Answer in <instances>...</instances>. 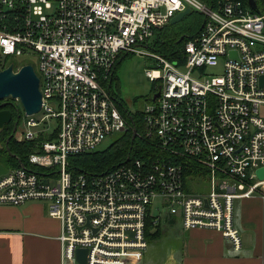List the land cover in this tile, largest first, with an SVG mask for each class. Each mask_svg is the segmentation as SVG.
Listing matches in <instances>:
<instances>
[{
    "label": "built area",
    "instance_id": "1",
    "mask_svg": "<svg viewBox=\"0 0 264 264\" xmlns=\"http://www.w3.org/2000/svg\"><path fill=\"white\" fill-rule=\"evenodd\" d=\"M253 2L254 10L232 0H0V71L35 66L40 94L39 111L14 138L36 151L0 176V205L46 202L60 264H77L78 249L84 264L138 263L145 222L159 220L152 209L239 249L233 201L264 189L255 177L264 167V0ZM185 9L203 23L180 61L142 49ZM123 54L155 62L145 77L158 96L140 111L138 132L103 88ZM217 67L218 75L201 72ZM133 129L148 146L141 155L100 174L68 170L69 156ZM204 180L208 190L195 192Z\"/></svg>",
    "mask_w": 264,
    "mask_h": 264
},
{
    "label": "crops",
    "instance_id": "2",
    "mask_svg": "<svg viewBox=\"0 0 264 264\" xmlns=\"http://www.w3.org/2000/svg\"><path fill=\"white\" fill-rule=\"evenodd\" d=\"M46 205H0V264H60L59 225L48 217ZM233 224L240 237L238 250L217 232L183 230L180 222L169 226L172 246L164 255L165 264H264L263 188L233 201ZM145 250L136 264H143Z\"/></svg>",
    "mask_w": 264,
    "mask_h": 264
},
{
    "label": "trees",
    "instance_id": "3",
    "mask_svg": "<svg viewBox=\"0 0 264 264\" xmlns=\"http://www.w3.org/2000/svg\"><path fill=\"white\" fill-rule=\"evenodd\" d=\"M199 1L211 7H213V4L216 2V0ZM232 1L239 2L243 7L247 6V0ZM188 15L189 14H187L186 16ZM192 17L193 21L197 22V27L195 31L191 32L188 36L180 34L175 29L176 26L174 27L169 24H166L162 28L155 30L153 33L154 38L152 40L153 52L162 56L168 61H180L183 44L187 39L194 37L198 33L199 28L203 23L202 16L198 17L194 15ZM107 84L109 87V83ZM111 98L114 100L113 96H111ZM114 102L119 114L123 117V119L129 122L127 116H130V120L133 123V127L138 132L141 124L140 112L131 114L126 110L122 103L118 102L117 100H114ZM5 106H8V104H5ZM3 127H5V125ZM8 128L10 132L11 126H9ZM2 130L0 131V163L8 169L18 167L19 163H24L25 165H23L27 166V156L30 153L36 151L33 148V143L15 142L14 140H9L8 143L5 144L7 134H3ZM147 149V144L144 143L142 140L134 137V139L131 141L130 132L124 133L123 135H120L119 138L115 140L104 151H94L87 154L69 156L67 159L68 170L73 174H100L113 169L118 164L123 163L127 156L130 157L132 155H141L143 153L142 151ZM38 173L40 174V172ZM145 224L146 225L144 236L146 243H149L150 241H153L154 239L160 237L158 224L152 225L149 219L146 220Z\"/></svg>",
    "mask_w": 264,
    "mask_h": 264
},
{
    "label": "rangeland",
    "instance_id": "4",
    "mask_svg": "<svg viewBox=\"0 0 264 264\" xmlns=\"http://www.w3.org/2000/svg\"><path fill=\"white\" fill-rule=\"evenodd\" d=\"M188 16H185L180 22L172 25L176 26L175 29L182 35L188 36L191 32L195 31L197 27V22L193 21L194 15H198V13L190 11ZM197 17V18H198ZM199 19V18H198ZM154 38V37H153ZM150 39L147 47H142V49L149 53H154L152 50V40ZM9 63H13L14 66L20 65L15 59L7 58L6 65ZM24 63H29L28 60H24ZM32 64V63H31ZM155 68V62L150 57L139 56L136 54H123L118 58V61L114 65L113 74L109 83L103 85L104 89H108L110 96H113L114 100L122 103L128 112L131 114L139 113L143 106L147 102V97L152 90V85L145 77V71L148 69ZM33 70L36 73L35 66H33ZM184 72V70H180ZM199 71H196L192 74L194 79L198 78ZM204 75H218L220 69L217 67L215 69L212 68H204L201 71ZM10 102V106L14 107V109L21 116V123L25 120V115L23 109L17 100H8ZM260 115L264 117V110L259 111ZM19 131H21V124L19 127ZM120 136V133H114L106 138H104L98 146L94 149V151H104L106 150L115 140H117ZM17 142L16 139H13ZM202 187L195 189V192H206L208 190V184L206 180L202 181ZM188 190V189H187ZM154 205H157L154 203ZM152 214L159 217L158 220V229L160 235H162L161 239L158 241H150L145 250V258L143 260V264H165L164 255L166 254L167 248L172 245V237L168 235L169 226L176 225L179 223L178 216L171 215L168 211L159 212L155 209H152ZM163 238V239H162ZM171 243V244H170ZM175 245H173L174 247Z\"/></svg>",
    "mask_w": 264,
    "mask_h": 264
},
{
    "label": "water",
    "instance_id": "5",
    "mask_svg": "<svg viewBox=\"0 0 264 264\" xmlns=\"http://www.w3.org/2000/svg\"><path fill=\"white\" fill-rule=\"evenodd\" d=\"M247 5L251 9H255L253 0H247ZM188 9L177 13L169 20V25H174L180 22L187 14ZM158 94H154L151 100H154ZM5 99H12L19 101L24 115L31 116L36 114L40 109V94L38 90V78L29 65L21 66L16 71H13L12 65H8L0 71V101ZM6 103L0 104V131L3 126L8 124L10 121V112L8 110L2 109ZM131 125H133L130 120V116H127ZM134 129L131 132V141L134 139ZM10 138V137H8ZM7 142V141H6ZM22 166L21 163H19ZM7 169L0 163V176L4 175ZM255 177L257 181H264V167L259 168L255 171ZM85 250L78 249L75 252V262L77 264H84L85 262Z\"/></svg>",
    "mask_w": 264,
    "mask_h": 264
},
{
    "label": "flooded vegetation",
    "instance_id": "6",
    "mask_svg": "<svg viewBox=\"0 0 264 264\" xmlns=\"http://www.w3.org/2000/svg\"><path fill=\"white\" fill-rule=\"evenodd\" d=\"M154 94L155 93L151 90L150 94L148 95V97L146 99H151V97ZM0 102L8 104V106L3 107L2 109L8 110L10 112V121L8 122V124L5 125V127H3V130H2L3 134L4 133L7 134V137H6V140H5V144H7L9 140H13L15 138L17 132L19 131V127H20V124H21V116L14 109V107L10 106V102L8 101V99H5V100L0 101ZM6 107H8V108H6ZM9 126H11L10 132L8 130ZM7 132H9V133H7ZM8 137H10V138H8ZM6 169H8V168H6Z\"/></svg>",
    "mask_w": 264,
    "mask_h": 264
},
{
    "label": "bare ground",
    "instance_id": "7",
    "mask_svg": "<svg viewBox=\"0 0 264 264\" xmlns=\"http://www.w3.org/2000/svg\"><path fill=\"white\" fill-rule=\"evenodd\" d=\"M24 164V163H23ZM25 165V164H24Z\"/></svg>",
    "mask_w": 264,
    "mask_h": 264
}]
</instances>
